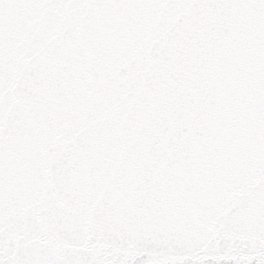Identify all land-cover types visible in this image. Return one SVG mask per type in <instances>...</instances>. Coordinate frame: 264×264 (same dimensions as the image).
Segmentation results:
<instances>
[{
    "label": "snow or ice",
    "instance_id": "1",
    "mask_svg": "<svg viewBox=\"0 0 264 264\" xmlns=\"http://www.w3.org/2000/svg\"><path fill=\"white\" fill-rule=\"evenodd\" d=\"M0 264H264V0H0Z\"/></svg>",
    "mask_w": 264,
    "mask_h": 264
}]
</instances>
